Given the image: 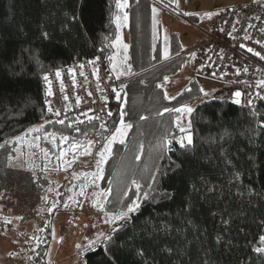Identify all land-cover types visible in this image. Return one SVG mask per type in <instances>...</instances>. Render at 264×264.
<instances>
[{
    "label": "trees",
    "instance_id": "trees-1",
    "mask_svg": "<svg viewBox=\"0 0 264 264\" xmlns=\"http://www.w3.org/2000/svg\"><path fill=\"white\" fill-rule=\"evenodd\" d=\"M118 11L117 0H0V191L28 192L25 199L44 214L34 263L47 264L43 250L59 206L48 208L50 184L35 179L32 167L46 165L43 150L76 155L123 123L131 127L103 160L99 186L107 191L106 210L126 211L133 201L139 208L87 250L83 264H264V253L255 251L264 247V105L200 102L189 114L188 144L175 109L202 93L192 79L167 95L165 83L187 61L173 48L168 59L122 78L105 127L73 129L45 110L41 79L49 69L97 50L108 73Z\"/></svg>",
    "mask_w": 264,
    "mask_h": 264
},
{
    "label": "rangeland",
    "instance_id": "rangeland-1",
    "mask_svg": "<svg viewBox=\"0 0 264 264\" xmlns=\"http://www.w3.org/2000/svg\"><path fill=\"white\" fill-rule=\"evenodd\" d=\"M131 1L126 0V6L119 8L114 18L116 34L107 70L115 80H123L153 62L168 59L173 48L185 54L197 39L209 32L210 20L217 11L258 0H144L143 3L135 0L136 4L128 8ZM148 2L150 7L145 10ZM153 8L157 9L155 15ZM190 73L186 61L185 66L164 85L169 97L175 96L192 79H196L200 90H203L202 95L185 106L193 110L204 100L229 99L224 85L206 77L194 78ZM189 114L182 110L176 118V124L183 129L185 138L191 137L187 130ZM124 126L120 123L117 128L127 134L128 127ZM113 134L117 139L111 147L126 136L117 134L115 130L100 145L96 138H91L81 152L72 155L74 151L69 156L64 154L65 157L43 150L48 153L43 157L46 165L37 163L38 167H32L35 179L41 177L50 184L48 208L59 206L51 218V235L46 250H43L47 264H83L84 253L123 221L116 224L106 222L114 212L106 210L107 191L99 186L102 163L98 166L97 162L101 160L100 153ZM35 139V134L29 136V142ZM107 155L104 154V159ZM94 174H98L99 178L94 179ZM27 193L0 191V264H35L39 251L36 247L41 243L43 234L39 230V221L44 214H37L36 203L25 199L29 195ZM38 210L43 209L40 207Z\"/></svg>",
    "mask_w": 264,
    "mask_h": 264
},
{
    "label": "built area",
    "instance_id": "built-area-1",
    "mask_svg": "<svg viewBox=\"0 0 264 264\" xmlns=\"http://www.w3.org/2000/svg\"><path fill=\"white\" fill-rule=\"evenodd\" d=\"M184 53L190 74L224 85L230 102L233 91L239 90L240 105L249 109L264 105V0L217 11L209 32ZM122 82L110 77L102 55L93 50L43 74L45 110L73 129L90 123L105 127L116 111L114 90L120 89Z\"/></svg>",
    "mask_w": 264,
    "mask_h": 264
},
{
    "label": "snow or ice",
    "instance_id": "snow-or-ice-1",
    "mask_svg": "<svg viewBox=\"0 0 264 264\" xmlns=\"http://www.w3.org/2000/svg\"><path fill=\"white\" fill-rule=\"evenodd\" d=\"M124 6H126V0H123V3L121 2V0H117V8H122ZM152 11H153V14L155 15L157 9L153 8ZM117 19H119V17H117ZM125 19H126V16H125ZM154 23H155V19H154ZM117 40H119V36H117ZM241 47H243V45H241ZM248 51L251 52L252 49H248ZM262 58H264V57H262ZM56 75L59 76L60 73L57 72ZM44 79H45V81H47L48 77L45 76ZM261 83H264V82H261ZM201 91H203V90H201ZM48 94L51 95V91L50 90H49ZM205 95H207V93H205ZM234 95L236 97H239L241 95V93L239 91H237V92L234 93ZM165 98L167 99V96ZM239 102L240 101L238 99L235 101V103H239ZM182 110L187 112V113H191L192 112V109L190 107H187V106H185L183 109H175V111H177V112L182 111ZM165 111H169V110L165 109ZM56 115L58 116L59 113H56ZM142 119H143V117H142ZM57 122L58 123H63L62 120H58ZM101 127H104V125H101ZM124 127H131V125H125ZM181 130L183 131V129H181ZM30 131H39V129L38 128L37 129H31ZM116 133L121 135V136L126 134L121 128H117L116 129ZM16 139L19 141L21 138L17 137ZM37 139H39V137H37ZM64 139H66V137ZM116 139H117L116 134H113L112 137L107 141V143L105 144L103 150L100 153L101 160L97 162L98 166H99L100 163L103 162L104 154L105 153H109L111 151V144ZM186 140H187L188 144L192 143V140H191L190 136L186 137ZM120 142L123 143L122 140ZM181 146L182 147L184 146V144L182 142H181ZM137 158H139V157H137ZM97 178H99V175L98 174H94V179H97ZM133 183H135V182H133ZM137 187H139V185H137ZM125 195H127V193H125ZM101 208H103L102 205H101ZM125 208H126V211H120L119 213L111 214L106 222L111 223V224H116L118 221H121V220H125L126 221L130 213H134L135 211L138 210L139 204L136 201H133L131 204H126ZM116 231H118V228L117 227H113L112 228V232L115 233ZM104 239L108 240V239H110V237L105 236ZM260 239H261V242L264 243V236H262ZM255 251L256 252H260V253H264V247H258V248L255 249Z\"/></svg>",
    "mask_w": 264,
    "mask_h": 264
},
{
    "label": "water",
    "instance_id": "water-1",
    "mask_svg": "<svg viewBox=\"0 0 264 264\" xmlns=\"http://www.w3.org/2000/svg\"><path fill=\"white\" fill-rule=\"evenodd\" d=\"M237 91H239V90H235V91H233V93H232V102L233 103H235V101L238 99L240 102L239 103H235V104H240L241 103V95L239 96V97H236L235 95H234V93L235 92H237ZM240 92V91H239ZM241 93V92H240Z\"/></svg>",
    "mask_w": 264,
    "mask_h": 264
}]
</instances>
